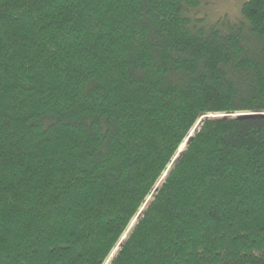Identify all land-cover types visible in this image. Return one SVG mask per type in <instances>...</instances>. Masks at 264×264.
I'll return each mask as SVG.
<instances>
[{"label":"trees","instance_id":"obj_1","mask_svg":"<svg viewBox=\"0 0 264 264\" xmlns=\"http://www.w3.org/2000/svg\"><path fill=\"white\" fill-rule=\"evenodd\" d=\"M0 0V264H264V0Z\"/></svg>","mask_w":264,"mask_h":264},{"label":"rangeland","instance_id":"obj_2","mask_svg":"<svg viewBox=\"0 0 264 264\" xmlns=\"http://www.w3.org/2000/svg\"><path fill=\"white\" fill-rule=\"evenodd\" d=\"M248 0H207L202 3V10L193 17L204 20L208 24H214L222 18L232 20L240 18L243 5Z\"/></svg>","mask_w":264,"mask_h":264}]
</instances>
